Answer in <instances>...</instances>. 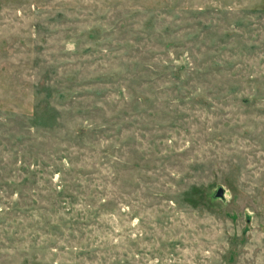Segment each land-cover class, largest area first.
Returning <instances> with one entry per match:
<instances>
[{
  "label": "rangeland",
  "instance_id": "rangeland-1",
  "mask_svg": "<svg viewBox=\"0 0 264 264\" xmlns=\"http://www.w3.org/2000/svg\"><path fill=\"white\" fill-rule=\"evenodd\" d=\"M0 264H264V0H0Z\"/></svg>",
  "mask_w": 264,
  "mask_h": 264
},
{
  "label": "water",
  "instance_id": "water-1",
  "mask_svg": "<svg viewBox=\"0 0 264 264\" xmlns=\"http://www.w3.org/2000/svg\"><path fill=\"white\" fill-rule=\"evenodd\" d=\"M213 197H215V198H222L223 197V189L221 188V186H218L215 189V192L213 193Z\"/></svg>",
  "mask_w": 264,
  "mask_h": 264
}]
</instances>
